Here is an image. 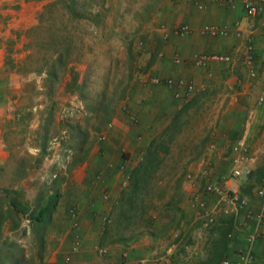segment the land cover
Wrapping results in <instances>:
<instances>
[{"label": "crops", "instance_id": "crops-1", "mask_svg": "<svg viewBox=\"0 0 264 264\" xmlns=\"http://www.w3.org/2000/svg\"><path fill=\"white\" fill-rule=\"evenodd\" d=\"M5 1L0 0L1 29L7 26V31H21L35 25L38 8L27 6L20 12L5 11ZM177 1V5L171 6L166 14V27L159 29V33L163 38L165 30L171 32L174 27L184 24L190 26V33L182 37L170 33L160 48L151 44L150 72L139 75L132 85L124 110L106 128L100 148L92 151L86 162L72 172L70 182L62 184L60 199L49 223L58 225V230L52 235L51 246L47 247L45 235L46 257L41 264H68V256L72 258V264H141L143 261L171 264L182 248L194 240L198 244L203 242L205 249L201 254L206 257L202 264H223L226 260L237 262L248 251L255 255L254 264H264V223L257 220L264 208V201L257 196L264 176V105L259 104V99L264 97V0H260V11L254 19L246 17L243 0H235L232 6ZM206 25L225 27L229 35L205 34L203 28ZM250 41L255 47L258 72L255 79L250 78L243 57ZM4 53L0 49V56ZM200 54H229L233 62L211 63L206 68H199L194 64V58ZM177 59L180 63L176 62ZM151 76L192 82L196 87L190 100L192 103L200 95L219 96L218 114L212 135L205 140L209 143L206 151L185 170L178 199L181 210V217L177 220L179 228L169 233V240H163L157 231L161 217L153 213L157 220L154 229H143L133 237L116 240L117 235L110 231V226L131 173L142 161L153 139L188 103L177 100L164 85L151 83ZM11 121L9 118L7 124L10 125ZM238 145H245L254 157L249 164L253 173L249 178L233 180L230 178L232 159L238 155L235 151ZM9 158V148L0 132V168ZM208 166L213 173V182L224 183L238 191L241 200L246 201L238 212L224 215L222 208L231 205L219 204L217 196L205 193L208 180L201 173ZM31 180L33 177L30 176L24 184L28 195ZM39 197L37 190L33 198L37 200ZM201 198L211 211H215L216 222L209 226V231L205 230V219L199 214L197 201ZM43 200L42 204L31 201L29 208L37 211L45 205L46 198ZM72 211L76 213L75 218H72ZM102 250H107V254H102ZM217 253L222 259L218 261L217 256L212 261Z\"/></svg>", "mask_w": 264, "mask_h": 264}, {"label": "rangeland", "instance_id": "rangeland-1", "mask_svg": "<svg viewBox=\"0 0 264 264\" xmlns=\"http://www.w3.org/2000/svg\"><path fill=\"white\" fill-rule=\"evenodd\" d=\"M177 3L5 1V11L38 9L36 23L28 30L7 31V23L3 29L0 25V49L5 52L0 56V108H4L0 132L10 152L0 168V264H12L10 256L17 264H41L46 257V246L33 231L29 211L14 215L10 203L31 210V201L42 204L50 194L60 195L72 172L100 148L106 128L124 110L132 85L139 75L150 72L149 48L163 45L159 29L164 30L165 16ZM220 99L214 94L200 95L183 114L184 125L171 145L154 197L153 211L161 217L157 231L163 240L176 230L175 225L163 226L174 217L178 220L175 206L185 170L209 145L205 140L212 135ZM30 176L31 199L24 191ZM37 190L41 198L35 200ZM50 225L44 234L47 247L58 230L55 223ZM202 244L191 241L170 263L202 264L206 257L201 254Z\"/></svg>", "mask_w": 264, "mask_h": 264}, {"label": "trees", "instance_id": "trees-1", "mask_svg": "<svg viewBox=\"0 0 264 264\" xmlns=\"http://www.w3.org/2000/svg\"><path fill=\"white\" fill-rule=\"evenodd\" d=\"M191 105L193 103L191 101L188 102L174 117L172 123L153 139L142 161L131 173L129 183L122 191L115 207L114 220L110 226V231L117 235L116 240L133 237L137 233L140 234L143 229H154L155 225H157L153 210H155L154 197L160 181L159 176L164 168L167 156L171 152V145L176 134L182 130L184 125L183 114L187 112ZM178 181H181L180 178H178ZM59 199V194L49 196L45 205L37 211L21 208L12 201L10 207L14 211L10 212H13L14 215H20L29 211V220L33 231L39 235L40 244L43 246L45 230L49 226L52 211ZM175 211L180 218L181 210L178 207V202L176 203ZM175 218L171 220L170 224H166L163 227L175 225V228L178 229L179 223L178 221L176 222ZM2 223H0V227ZM110 231L108 230V233ZM217 256H219V253L212 257V261L216 260ZM220 259H222V256H219L218 261ZM9 260L12 264H17L15 257L10 256Z\"/></svg>", "mask_w": 264, "mask_h": 264}, {"label": "built area", "instance_id": "built-area-1", "mask_svg": "<svg viewBox=\"0 0 264 264\" xmlns=\"http://www.w3.org/2000/svg\"><path fill=\"white\" fill-rule=\"evenodd\" d=\"M197 4L203 5L205 3L216 2L219 4L232 6L235 4V0H194ZM259 0H243V7L246 13V17L248 19H254L258 16L260 7L258 4ZM191 28L189 25H180L172 29V31L165 30L164 39H168L170 33L175 34L177 36H185L189 34ZM203 32L205 34H209L211 36L216 37H226L229 35V30L225 27H220L217 25H206L203 28ZM243 57L249 69L250 78L255 79L257 77V68H256V60H255V47L253 42L250 41L245 50L243 51ZM177 63H180V59L176 60ZM233 62V57L229 54H200L194 58V64L199 68H206L211 63H219V64H230ZM149 81L155 85H164L168 90L172 91L174 97L182 102H189L192 97L196 93V87L192 82H188L181 78H161L157 76L149 77ZM259 104L264 105V97L259 99ZM104 139V137H103ZM235 151L238 152V155L232 159V170H231V179L239 180L242 178L251 177L253 170L249 166V164L254 160V157L249 154L248 148L245 145H238L235 147ZM202 176L208 180L205 185V193L208 195H215L219 200V204L229 203L231 207H223L222 213L224 215H231L234 212H238L241 207L246 205L245 200H241L239 196V192L230 189L224 183H216L213 182L212 170L208 166L207 168L202 170ZM257 196L264 201V176L262 178V182L260 187L257 190ZM199 214L204 217V225L209 227L216 222L215 211H211L208 208V204L204 199H198L197 201ZM76 213L72 211V218H75ZM257 220L260 224L264 223V208L260 214L257 215ZM75 226L77 223L75 221ZM229 237H232L230 234ZM102 254H107V250H102ZM66 262L68 264H72V258L68 256L66 258ZM255 263V255L252 251H248L243 256L242 260L237 262H231L226 260L223 264H254ZM141 264H147L146 261H143Z\"/></svg>", "mask_w": 264, "mask_h": 264}]
</instances>
